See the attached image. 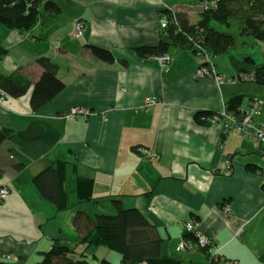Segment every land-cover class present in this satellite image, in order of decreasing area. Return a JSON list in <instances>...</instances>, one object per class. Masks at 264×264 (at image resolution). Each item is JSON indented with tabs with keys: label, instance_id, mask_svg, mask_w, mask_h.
Instances as JSON below:
<instances>
[{
	"label": "crops",
	"instance_id": "1",
	"mask_svg": "<svg viewBox=\"0 0 264 264\" xmlns=\"http://www.w3.org/2000/svg\"><path fill=\"white\" fill-rule=\"evenodd\" d=\"M46 1L38 0L40 17L30 30L0 23V46L5 50L0 75L30 82L17 97L0 88V129L12 130L11 138L0 143V185L9 192L0 203V261L8 260L6 254L12 257L9 261L36 264L56 239L78 253L84 244L74 243L77 209L99 213L110 209L107 202L116 198L125 208H137L157 229L164 255L205 261L199 249L178 248L189 238L183 222L193 219L226 260L264 264L259 176L264 148L250 135L235 130L223 135L220 123L200 124L194 118L199 111L225 110V101L240 94V109L260 99L255 122L264 121V84L217 83V78L264 64V42L240 35L237 21L227 27L211 20L218 30L235 33L236 42L211 57L216 79L198 77L195 71L206 58L189 46L169 44L167 64H161L158 55L141 57L135 48L169 39L160 25L166 10L183 12L195 23L202 8L216 0H50L57 11L45 8ZM79 20L85 25L80 38L73 34ZM92 46L107 49L114 60L102 61ZM41 56L56 63L64 86L34 111L30 97L42 73L36 60ZM246 56L253 64L243 61ZM148 95L159 103L149 111L139 110ZM73 107L88 113L68 117ZM140 147L155 155L145 156ZM58 160L67 161L71 181L77 175L94 179L96 202L76 203L72 194L76 204L56 211L40 196L32 177ZM224 206H229L228 213ZM97 251L89 246L87 258L97 259Z\"/></svg>",
	"mask_w": 264,
	"mask_h": 264
},
{
	"label": "trees",
	"instance_id": "2",
	"mask_svg": "<svg viewBox=\"0 0 264 264\" xmlns=\"http://www.w3.org/2000/svg\"><path fill=\"white\" fill-rule=\"evenodd\" d=\"M45 8L57 11L58 6L47 0ZM202 16L199 21L190 23L183 12L166 10L163 15L167 17V26L163 28L168 33V40H159L157 44H146L135 48L136 54L141 57L147 55L157 56L165 54L168 45H186L195 52V40L201 42L204 52L212 56L222 54L233 46L235 33L218 30L210 21L214 20L227 27L233 22L239 23V34L251 35L253 38L264 42V0H216L210 7L202 8ZM40 10L38 0H0V23L8 28H16L20 31L30 30L39 19ZM96 57L102 61L112 62L111 53L105 49L92 46ZM5 50L0 46V60ZM37 62L42 68L38 80L31 90L30 103L34 111L50 101L61 92L64 86L59 80L57 65L47 57H37ZM244 62L253 64L246 56ZM253 72L252 79L245 80L264 84V64H256L251 70L240 71L237 74ZM242 81V80H241ZM244 81V82H245ZM243 82V81H242ZM30 82L19 76L11 74L0 75V88L6 94L17 97L25 94ZM243 95L236 94L225 101V109L233 115H241L245 109H240ZM252 100V99H251ZM250 101V100H249ZM213 112L203 110L194 115L200 124H204L201 117L213 115ZM10 128L0 129V143L11 138ZM263 148V147H262ZM67 161H56L42 169L32 177V183L40 196L52 203L56 211H65L78 202H87L93 199L94 179L91 177L75 176V180L67 178ZM16 165V168H19ZM264 167V165H263ZM262 168V167H261ZM72 194L76 195V203L70 200ZM110 209L99 213L90 214L85 210L77 209L73 222L77 232L76 246L84 244V248L78 253L71 244L61 243L58 239L52 242V246L41 252L42 259L36 264H89L90 259L86 249L90 247L106 246L108 249L118 252L121 264H226L230 262L221 255L209 259L207 249L195 247L204 254V262H185L180 258L162 254L160 247L162 239L141 212L134 207L125 208L116 198L107 202ZM193 238L191 234L184 235ZM94 256V255H93ZM101 264H110L107 258L100 259ZM0 264H24V260L0 261ZM233 264V261L230 262Z\"/></svg>",
	"mask_w": 264,
	"mask_h": 264
},
{
	"label": "built area",
	"instance_id": "3",
	"mask_svg": "<svg viewBox=\"0 0 264 264\" xmlns=\"http://www.w3.org/2000/svg\"><path fill=\"white\" fill-rule=\"evenodd\" d=\"M160 25L162 28H165L167 26V17L165 15H160ZM73 27V34L74 36L80 38V36L83 33L85 25H83V21H75ZM194 48L197 52L200 54H203L205 56V64H201L199 68L196 69L195 74L198 77L202 76H210L214 77L216 79L217 71L213 63H211V57L209 54L204 52L202 48L201 42L195 40ZM158 61L161 64H167L170 60V55L168 54H161L157 56ZM254 73L253 72H245L241 74H236L231 77H223V78H217V83L220 85H223L225 82L233 84L235 81H245L252 79ZM160 99L153 95H148L143 98V102L141 105L138 106L139 110L142 111H149L150 108L154 105H157L159 103ZM261 107V101L259 98H253L249 101V106L246 111H242L241 115H233L231 112H228L225 110L214 113L210 116H203L201 117L202 120L207 121L210 124L220 123L222 128L223 135H226L227 133H230L232 131H239L244 135H250L255 138L256 142L260 144L264 148V121H260L258 123L255 122L256 114H258ZM137 109V110H138ZM88 113L86 108L81 107H73L68 117H73L79 114ZM139 152L144 154L147 157H150L151 155H155L152 151H149L147 148L140 147ZM259 176L261 180H263V194H264V167L260 168ZM8 189L0 185V203L3 201V199L8 194ZM225 212H229V206H224ZM183 228L185 230V233L191 234L194 239L188 238L187 241L182 242L178 245L179 249H193L195 247H201L206 248L207 253L209 256V259L212 257H216L219 255L218 249L215 248L212 238L208 237L205 233H202L198 230L197 227H195L193 219H187L185 222H183ZM3 257L10 260L12 257L9 255L3 254ZM226 264H230V262H227Z\"/></svg>",
	"mask_w": 264,
	"mask_h": 264
},
{
	"label": "rangeland",
	"instance_id": "4",
	"mask_svg": "<svg viewBox=\"0 0 264 264\" xmlns=\"http://www.w3.org/2000/svg\"><path fill=\"white\" fill-rule=\"evenodd\" d=\"M92 203H93V201H91L90 206L92 205ZM85 206H86V203H83V204L81 205V207L84 208V209H85ZM93 214H95V212H93ZM93 248H98V251H97V253H98V258H97V259H93V258L90 257V262H89V264H101V263H100V259H101V258H104V257H108L107 259L110 261V264H121V263H120V255H119L118 252H115V251H113V250H110V249H108L106 246H103V245H100V246H98V247H93ZM193 249H195V248H193ZM102 250H103V251H102ZM104 250H105V253H106V252L109 253V256H107L108 254H105V256H104V253H103ZM182 254H183V253H182ZM183 255H184V254H183ZM95 260H97V262H96ZM142 264H146V262H144V263H142Z\"/></svg>",
	"mask_w": 264,
	"mask_h": 264
}]
</instances>
